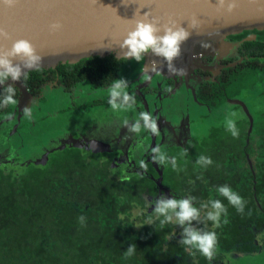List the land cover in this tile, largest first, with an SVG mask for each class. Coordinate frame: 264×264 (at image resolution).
<instances>
[{"label":"trees","instance_id":"obj_1","mask_svg":"<svg viewBox=\"0 0 264 264\" xmlns=\"http://www.w3.org/2000/svg\"><path fill=\"white\" fill-rule=\"evenodd\" d=\"M256 33L262 42H250L249 65L234 75L226 70L221 77L226 94L217 84L202 86L201 96L209 105L236 96L240 81L252 88L264 80V31ZM124 60L113 55L90 57L59 64L55 70L31 71L21 82L35 95L55 79L67 88L81 83L102 88L117 79ZM233 76L236 90L229 87ZM11 114L12 105L0 109V118ZM236 126L238 138L220 126L204 138L191 139L184 149L161 150L169 158L176 157L178 172L170 163L156 162L162 186L171 197L194 196L198 208L219 199L227 207V224L217 228L207 222L206 230L218 236L213 261L186 251L178 243L182 229L176 224L159 226L152 213L155 198L163 192L153 164H147L145 173H127L116 168L114 154L68 147L50 153L44 165L0 166V264H222L224 253L253 252L257 232L264 229V116L253 123L250 134L247 120L236 121ZM201 155L213 164L197 165ZM221 185L230 186L246 201L243 214L218 194ZM80 216L86 217L83 225ZM131 244L137 248L126 259L124 251Z\"/></svg>","mask_w":264,"mask_h":264},{"label":"flooded vegetation","instance_id":"obj_2","mask_svg":"<svg viewBox=\"0 0 264 264\" xmlns=\"http://www.w3.org/2000/svg\"><path fill=\"white\" fill-rule=\"evenodd\" d=\"M256 32L263 31H244L230 35L223 38L218 49L194 54L189 62L187 61L184 65L181 63L178 66L180 67L178 69L183 70V75H175L168 70L164 75L160 70L149 77V74L145 73L147 54H145V59L140 62L125 59L121 64L117 79L125 78L128 81L129 86L126 91L133 95L136 101L134 108L127 111H114L108 103L95 104L97 101L102 102V100L109 99L108 89L110 85L94 88L89 84L81 83L67 88L59 83L58 79H55L44 83L39 94L35 95L24 84L32 97L44 101L45 95L49 96L47 102H51V105L57 108V112L48 119L50 122L37 127L35 136L26 139L24 134L19 133L20 127H16L15 120L18 121L19 116H21L20 109L17 104L12 105V114L0 118V166L38 165V162L42 161L43 163L40 165H44L47 161H45L44 155L46 154L48 157L50 153L60 149H55L52 152L46 150L63 147L71 138H74L109 144L111 150L107 153L115 155L114 164L116 168L123 169L127 173H145L146 167H141V161L146 166L151 163L153 137L155 147L159 146L160 150L173 147L184 149L191 139H198L195 137L198 136L197 134L206 133L208 135L211 128L226 126V118L231 112L237 114L235 122L245 119L249 123L246 113L248 110L254 119V123L259 117L264 116V80L259 81L252 88L243 87L245 83L240 81L239 93L216 106L209 105L203 100L201 91L202 86L206 83H214L220 86L221 77L226 70L230 69L229 73L234 75L236 70H240L241 73L242 68L249 65L251 60L250 42H262V36L259 37ZM150 63L152 64V61ZM168 73L171 75L168 76ZM6 84L14 85L11 79ZM15 87L19 91V88ZM229 87L236 90L234 76ZM2 88L3 86H0V90ZM221 88L226 94L225 89ZM174 91L175 93L172 94ZM253 91L254 96L250 95ZM20 96L19 91L17 101H19ZM234 101L239 102L233 103ZM82 105L84 108H80ZM40 110L43 111V108ZM140 112H148L156 120L159 135H153L143 129L137 135L129 133L127 128L123 126L122 121L124 119L133 122L139 117ZM175 115L190 116L192 118L190 124L186 122V119L181 121V124H175L173 122ZM64 116L68 117V124L66 123L65 126L59 121ZM195 116L197 120H195ZM75 117L80 118V121L78 118L76 121L71 120ZM164 117L167 119L165 120ZM164 121L171 122L175 127L174 134L166 128L167 125L163 126ZM13 122L12 126L10 123ZM189 126L191 133L188 131ZM196 130L197 132H195ZM52 132L55 135L51 136ZM59 133H62V136L56 138ZM55 138L56 140H54ZM54 143H56L55 147ZM13 147L18 149L16 153L13 152ZM38 147L41 152L38 158H31L27 155L28 151L32 152ZM34 155L36 154L34 153ZM159 197L160 195L155 199Z\"/></svg>","mask_w":264,"mask_h":264},{"label":"water","instance_id":"obj_3","mask_svg":"<svg viewBox=\"0 0 264 264\" xmlns=\"http://www.w3.org/2000/svg\"><path fill=\"white\" fill-rule=\"evenodd\" d=\"M217 3L218 0H18L15 7L8 8L0 0V28L10 36L7 40L0 38V52L10 49L17 39H27L42 56L40 69L45 70L96 56L113 55L124 59L126 50H122L120 44L127 32L135 27V21L142 19L145 13H150V20H159L161 27L171 19L189 31L190 37L182 43L180 56L188 55L191 59L194 48L202 43H220L223 38L244 31H264V0H236V6L230 12L227 6L219 8ZM193 17L198 21L195 28L189 26ZM56 22L63 28L51 33L49 26ZM159 34L163 35V31ZM17 63L20 61L14 59L13 64ZM162 63L164 60L160 57L147 53L145 73L150 77L161 70ZM154 64L158 65L156 71L152 70ZM14 85L21 94L19 101L31 96L23 84L15 82ZM246 113L250 134L254 119L248 110ZM65 147L94 153L111 150L110 145L103 142L74 138L56 149ZM152 148H156L154 137ZM44 158L46 161L47 155ZM150 161L159 175V191L171 198L162 186L161 170L153 159Z\"/></svg>","mask_w":264,"mask_h":264},{"label":"clouds","instance_id":"obj_4","mask_svg":"<svg viewBox=\"0 0 264 264\" xmlns=\"http://www.w3.org/2000/svg\"><path fill=\"white\" fill-rule=\"evenodd\" d=\"M18 0H3V4L8 8L16 6ZM219 8L227 6V11H232L236 6V0H218ZM150 13H145L142 19L135 21V27L127 32L126 37L120 44V48L124 51V59H132L136 62L143 61L145 54L151 52L156 57H161L166 61L168 71L175 75H183V70L176 68L174 61L181 54V45L190 37V32L180 27L179 24L169 19L167 24L162 27L157 19H149ZM198 21L193 17L189 26L195 28ZM63 28L59 22L49 26L51 33H56ZM163 31V35L159 33ZM0 38L10 39L9 33L0 28ZM18 59L20 63L13 64V60ZM42 64V56L38 54L36 47L27 39H17L12 43L10 49L0 52V109L7 108L9 105H16V87L13 84H6L9 79L13 82L26 81L31 71H40ZM158 65H153V71H156ZM23 69V70H22ZM129 83L125 78L115 79L110 85L108 104L114 111H127L135 106V97L130 95L126 89ZM26 117L31 116L30 108L24 110ZM237 114L231 112L226 118V130L231 133L234 138L239 137V129L236 126L235 117ZM123 126L127 128L129 133L139 135L143 130L153 135H159V129L156 120L148 112H140L139 117L133 122L127 119L122 121ZM154 155L153 161L159 164L170 163L174 171H180L177 166L176 157H167L161 152L160 147L152 149ZM196 164L207 168L213 164L210 157L201 155L196 160ZM141 167H146L141 161ZM216 191L224 197L228 203L236 209L240 214L244 213L246 201L228 185L218 186ZM197 198L189 195L186 198L176 199L161 195L154 202L153 216L159 221V226L163 228L167 224L174 223L179 226L181 239L178 243L185 247L190 254L199 253L209 262L215 259L216 249L218 245V236L215 231L207 229V222H212L214 227H220L221 223L227 224V207L219 199H213L207 203H201L200 207L195 206ZM150 207L153 205L150 204ZM224 217L223 221L221 220ZM80 223L86 222V217L80 216ZM195 222V224H194ZM153 224L152 217H149V223ZM197 225H204L198 227ZM136 245L131 244L126 251L124 257L127 259L135 254Z\"/></svg>","mask_w":264,"mask_h":264},{"label":"rangeland","instance_id":"obj_5","mask_svg":"<svg viewBox=\"0 0 264 264\" xmlns=\"http://www.w3.org/2000/svg\"><path fill=\"white\" fill-rule=\"evenodd\" d=\"M11 82L15 83L12 80H11ZM16 83L21 84V86H23L21 81H16ZM45 96L46 97H45L44 101H42L41 99L27 95L25 98H22L17 103V107L20 109L21 116H19L18 121L15 120V122L17 123L16 127L17 126L20 127L18 131H19V133L24 134L26 139H30L31 137L35 136V134H37V127L41 126L43 123H46L48 121L50 122V120H48V119L50 117H52V115L54 113L57 112V108H54V106L51 105V102H49V101L47 102V98H49V96H47V95H45ZM26 107L30 108V110H31V116L30 117H26L24 115L23 110ZM42 108H43V111L40 110ZM99 114H101V113H99ZM45 118H47V120H44ZM77 118L78 117L71 118V120L76 121ZM67 119H68V117L64 116L59 121L65 126L66 123L68 124ZM78 119L80 121V118H78ZM10 124L13 126L14 122L10 123ZM52 135H55L54 132L51 133V136ZM197 135L198 136H195V137H197L198 139H201L202 137H204L207 134L203 133V134H197ZM61 136H62V133H59V135L58 134L56 135V138H59ZM13 137H14V135H13ZM56 138L54 140H56ZM45 143H47V142H45ZM55 146H56V143H54V147ZM39 149L40 148L38 147L37 149L33 150L32 152L28 151L27 155H29L31 158L36 159L41 154ZM44 149H48V148H44ZM52 149H49L46 151L52 152L56 148H52ZM149 149H151V148H149ZM17 151H18L17 148L13 149L14 153H16ZM34 153L36 155H34ZM45 156H46V154L44 155V157ZM25 158L30 159L28 157H25ZM42 163H43V161L38 162V165H40ZM255 242H256L257 248L253 252H250V253H235V252L224 253V255L222 256V260H221L222 264H264V229L257 232V240Z\"/></svg>","mask_w":264,"mask_h":264},{"label":"crops","instance_id":"obj_6","mask_svg":"<svg viewBox=\"0 0 264 264\" xmlns=\"http://www.w3.org/2000/svg\"><path fill=\"white\" fill-rule=\"evenodd\" d=\"M221 43H210V44H206V43H202L201 45H198L194 48L195 50V54H199V53H204V52H208V51H212L213 49H218L220 47ZM161 58V57H160ZM162 60H164L163 58H161ZM190 57L188 55H184V56H179L175 61H174V65L176 66V68H180L178 66H180V64L182 63V65H184L187 61L189 62L190 61ZM147 62V60H146ZM181 65V66H182ZM168 70L167 68V64H166V61H164V63H162V73L165 75V72ZM171 75L168 73V76ZM175 91L172 93L174 94ZM173 122L175 124H181V121L185 120L186 119V122L190 124V121H191V117L190 116H187V117H184V116H179V115H175L173 116ZM164 119L166 120L167 118L164 117ZM194 120V119H193ZM195 120H197L196 116H195ZM165 122V121H164ZM163 122V126L167 125L166 128L172 133L174 134V129L175 127H173V125L171 124V122ZM169 125V126H168ZM188 131L191 133V130H190V126L188 127ZM197 132V130L195 131ZM162 133V132H161Z\"/></svg>","mask_w":264,"mask_h":264}]
</instances>
